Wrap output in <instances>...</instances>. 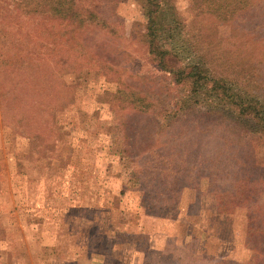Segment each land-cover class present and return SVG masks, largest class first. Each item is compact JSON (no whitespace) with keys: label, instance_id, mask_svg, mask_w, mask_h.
Instances as JSON below:
<instances>
[{"label":"rangeland","instance_id":"obj_1","mask_svg":"<svg viewBox=\"0 0 264 264\" xmlns=\"http://www.w3.org/2000/svg\"><path fill=\"white\" fill-rule=\"evenodd\" d=\"M30 1L0 0V63L67 3L85 23L0 73V264H264V136L157 67L146 0ZM159 2L168 49L264 103V0Z\"/></svg>","mask_w":264,"mask_h":264},{"label":"trees","instance_id":"obj_2","mask_svg":"<svg viewBox=\"0 0 264 264\" xmlns=\"http://www.w3.org/2000/svg\"><path fill=\"white\" fill-rule=\"evenodd\" d=\"M66 3L67 1L63 0V4L65 5ZM74 3L75 2H73L72 4L67 3V9L65 10L64 7H61L59 10H55V12L50 13L51 17H43V19H45L46 21L43 23L41 28L39 27V29L36 31V34H39L40 38H42L41 41H39L38 43H30L22 40L20 41L22 46H11L13 54L15 53V56L22 60H14V58H12L10 63H8V61L1 62L0 66L3 65V68L0 69V73L1 71L3 72L5 69H7V66H9V70L7 72H4L7 73L8 76H11V80H13L15 78H18L17 74H19V72L17 71H19L21 66H28L30 64L33 65V67H28L29 70L22 69L23 73L20 74L27 79L37 78L36 76L38 75V71L34 69V65H36V62H34L33 60H30L28 62L26 61L27 59L40 60L41 57H46L48 61H53L55 60L54 58L57 55H62L63 58L67 59V56L69 54L68 49L62 51V45L58 42L53 41L54 33L52 30H62V35L63 37H65L64 39H70L68 37V34L71 33V31H69V27L73 26L74 29L72 30L76 31L72 33L74 36L73 38L77 39V41H80L82 35H79V31L81 29V26L85 23V19L80 17L82 16V12H80V10L78 9H75L76 6L74 5ZM159 3V0H146V7L143 11L144 17L146 19L144 38L146 42L147 52L151 60L156 62L157 67L161 71H164L171 76V79L175 85H188L191 90V94L199 95V93H201V95L203 96V100H208L211 107L215 111L224 114L227 119L230 118L231 120L238 122L233 114L235 112L237 118L240 121L245 122V124L251 123L247 125V128L249 129L248 131H250V133L256 136H264V103H262L254 96H251L249 98L238 92H233L231 87L228 86V83L225 82L226 80L221 79V77L213 76V74L205 64L197 62L183 63L175 50H170L167 48L168 40L172 38V31L170 30L171 23H173L174 25L172 29H174L175 26L181 28V23L179 24V18L176 15H173V19L170 20V25L164 26L165 20L161 19V7ZM9 4L11 6V2H9ZM25 4L26 6H31L33 2L30 1L27 3V0H25ZM53 4L54 0H45L42 5L32 6L31 11L37 12L36 6H38V8H40L39 11L45 13L47 10L53 8ZM53 15H56L57 18ZM53 17H55L56 19ZM89 18L92 19L91 13L89 15ZM92 20H94V18ZM1 22H4V20ZM168 22L169 21H167L166 23L168 24ZM169 33L170 35H168ZM34 34L35 31L32 30V39ZM51 39L52 41L50 42ZM75 44H77V46L82 49L85 48V46L80 42ZM1 57L3 58L5 56L3 54H0V58ZM62 57L59 58L60 61L63 60ZM44 61L48 62L47 60ZM24 62L27 64H23ZM35 89L38 92L42 90L40 89V87L38 88L37 85L35 86ZM16 90H18V88H16ZM19 94H15L17 98L19 97ZM32 103H35V101L30 102V104ZM211 103L213 104V106ZM16 104L22 103L16 102L14 105ZM192 105L195 106L197 105V103L195 102ZM145 110L146 109H144L143 105H141L140 109H137L139 113H146ZM247 116H252L251 120H248ZM168 117H171V115ZM137 181H139V179ZM234 189L236 191L235 187ZM234 196L231 198V200H235L236 197Z\"/></svg>","mask_w":264,"mask_h":264}]
</instances>
